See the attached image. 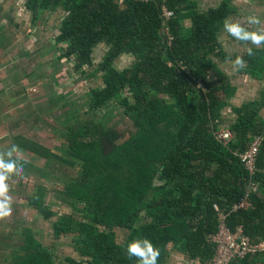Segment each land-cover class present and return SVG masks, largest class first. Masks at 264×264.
I'll use <instances>...</instances> for the list:
<instances>
[{
  "label": "trees",
  "instance_id": "16d2710c",
  "mask_svg": "<svg viewBox=\"0 0 264 264\" xmlns=\"http://www.w3.org/2000/svg\"><path fill=\"white\" fill-rule=\"evenodd\" d=\"M235 2L221 0L202 10L197 0H27L33 24L43 12L65 13L56 44L62 45L58 59L73 62L72 73L94 68L87 79L102 74V85L89 94L90 112L118 108L134 129L109 154L105 150L115 135L93 115L77 118L68 128L63 157L25 138L14 139L38 158L80 169L63 190L54 191L72 211L53 222L54 237H73L82 259L70 258L69 264H138L126 252L134 239H148L159 249L157 264H168L170 246L191 264H207L223 224L233 235L240 230L253 243H264V88L258 99L233 106L237 87L218 61L230 59L220 34L240 13ZM162 5L173 12L169 19L162 16ZM100 44L108 50L96 66ZM253 52L243 58L242 74L264 82V48ZM122 55L133 63L119 70L115 62ZM228 107L235 119L228 127L233 139L226 143L219 126ZM257 137L251 172L243 156ZM23 162L28 174L30 163ZM48 192L37 187L28 204L52 222L57 213L46 200ZM242 203L243 209H235ZM118 229L129 232L124 245L117 241ZM23 235V247L8 264H52L32 231ZM233 264H264V253Z\"/></svg>",
  "mask_w": 264,
  "mask_h": 264
},
{
  "label": "rangeland",
  "instance_id": "374dc122",
  "mask_svg": "<svg viewBox=\"0 0 264 264\" xmlns=\"http://www.w3.org/2000/svg\"><path fill=\"white\" fill-rule=\"evenodd\" d=\"M26 2L0 0V152L7 151L13 144L17 145L14 139L22 137L47 148L54 157H63L66 146L64 136L68 128L77 118L85 119L93 115L99 125L115 135L112 145L105 150L109 154L134 132L132 123L121 115L118 108L111 106L96 113L90 112L89 94L92 88L102 85V74L87 79V73H92L94 68L88 69L86 74L72 73L73 62L58 59L62 45L56 44L58 28L65 13L60 10L54 14L43 12L33 24L31 13L25 10ZM197 2L202 10H206L217 7L221 0ZM235 3L240 13L230 17L228 22L243 25L249 17L255 16L261 23L252 26V30H264V0H236ZM188 24L186 22V26ZM220 41L231 60L237 56L244 58L248 47L264 48L237 42L225 31L220 34ZM107 50L105 44L96 48V66ZM229 60L218 61L237 87L231 104L240 106L258 99L264 82L253 80L242 71L233 72ZM132 63L131 56L122 55L116 59L115 65L121 70ZM215 83L216 80L212 79L211 85ZM234 119L231 109L226 108L220 130H228ZM25 152L17 153L16 157L30 161L28 174L14 175L8 181L12 214L0 222V264L9 263L13 252L23 247L25 230H31L34 238L47 249L52 264H69L67 260L70 258L82 262L74 251L73 237L55 239L52 229L53 222L58 218L72 215L68 207L55 199L54 191L63 190L68 180L77 178L79 167L71 169L58 159L46 160ZM39 186L49 189L46 200L49 204H55L52 208L57 218L52 222L45 221L29 207V199ZM253 189L256 191V188ZM128 234L126 230H116L120 245L126 243ZM169 251L168 264H191L172 251V246Z\"/></svg>",
  "mask_w": 264,
  "mask_h": 264
},
{
  "label": "clouds",
  "instance_id": "9594fccd",
  "mask_svg": "<svg viewBox=\"0 0 264 264\" xmlns=\"http://www.w3.org/2000/svg\"><path fill=\"white\" fill-rule=\"evenodd\" d=\"M258 17L251 16L246 24L225 22L224 31L235 41L242 44H250L254 47L264 46V30H252V26L260 25ZM249 56L253 55V48L246 49ZM232 65L233 72H239L246 68L247 62L241 56L228 61ZM21 152L18 145L13 144L7 151L0 152V220L12 214L11 197L9 196L8 181L12 176H22L24 162L16 158ZM128 257L135 258L138 264H157L160 251L148 239H134L127 245Z\"/></svg>",
  "mask_w": 264,
  "mask_h": 264
},
{
  "label": "built area",
  "instance_id": "2783aa9c",
  "mask_svg": "<svg viewBox=\"0 0 264 264\" xmlns=\"http://www.w3.org/2000/svg\"><path fill=\"white\" fill-rule=\"evenodd\" d=\"M141 1L147 2L150 0ZM162 16L169 19L173 16V12L169 11L164 5H162ZM219 136L226 143L233 139V135L229 130L220 131ZM260 141L261 137H257L250 150L243 156V162L251 172L255 169ZM244 207L245 203H242L235 209H243ZM220 219L223 221L225 218L221 216ZM214 242L218 245L217 250L213 260L207 264H233V262L238 259L243 260L248 256H255L259 253H264V243H253L250 239L244 237L240 230L236 235H233L227 230L224 224L221 227V232L215 237Z\"/></svg>",
  "mask_w": 264,
  "mask_h": 264
},
{
  "label": "crops",
  "instance_id": "0c3cea01",
  "mask_svg": "<svg viewBox=\"0 0 264 264\" xmlns=\"http://www.w3.org/2000/svg\"><path fill=\"white\" fill-rule=\"evenodd\" d=\"M5 143V142H4ZM1 147V146H0ZM21 151H23L22 149H21ZM23 152H25V151H23ZM26 153V152H25ZM17 158V157H16ZM19 159V158H18ZM20 160H22V159H20ZM22 161H25V160H22ZM25 162H30V161H25ZM19 207H21L20 205H19ZM3 221H5V219H2V220H0V222H3ZM5 234V233H4ZM13 255V254H12ZM178 256H180V257H183V256H181V255H178ZM185 258V257H184ZM8 264V263H7Z\"/></svg>",
  "mask_w": 264,
  "mask_h": 264
}]
</instances>
